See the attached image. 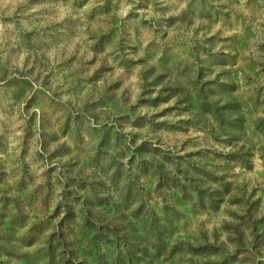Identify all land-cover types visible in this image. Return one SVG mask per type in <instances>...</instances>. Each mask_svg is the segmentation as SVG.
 <instances>
[{"label": "rangeland", "instance_id": "obj_1", "mask_svg": "<svg viewBox=\"0 0 264 264\" xmlns=\"http://www.w3.org/2000/svg\"><path fill=\"white\" fill-rule=\"evenodd\" d=\"M0 264H264V0H0Z\"/></svg>", "mask_w": 264, "mask_h": 264}, {"label": "trees", "instance_id": "obj_2", "mask_svg": "<svg viewBox=\"0 0 264 264\" xmlns=\"http://www.w3.org/2000/svg\"><path fill=\"white\" fill-rule=\"evenodd\" d=\"M197 98H198V102L200 101L199 103H201V106H204V105H203V104H204L203 101L200 100L201 96L198 95ZM222 107H223V106H222ZM224 107H226V106L224 105ZM221 109H222V108L219 109V107H217V109H213V115L215 116V119H216L219 123H220V122L222 123V117L220 116L221 113H219V112H221ZM242 158H243V157H241V159H242ZM196 191H197V193H198V194H197V198H198V199L203 198V196H202V195H203V193H202L203 191L200 190V189H197ZM208 197H209L210 200L212 201V199H213L214 197H219V196H216V194H215V195L212 194V196L208 195ZM214 200H215V199H213V202H214ZM214 204H215V205H212V206H213V207H217V203H214Z\"/></svg>", "mask_w": 264, "mask_h": 264}]
</instances>
